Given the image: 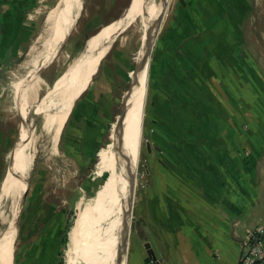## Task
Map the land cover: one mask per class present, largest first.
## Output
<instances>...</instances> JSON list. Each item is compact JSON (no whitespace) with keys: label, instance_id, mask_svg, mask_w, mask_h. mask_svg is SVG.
I'll list each match as a JSON object with an SVG mask.
<instances>
[{"label":"rangeland","instance_id":"rangeland-1","mask_svg":"<svg viewBox=\"0 0 264 264\" xmlns=\"http://www.w3.org/2000/svg\"><path fill=\"white\" fill-rule=\"evenodd\" d=\"M59 1H12L17 24L30 29L19 34L16 52L0 63V211L8 212L16 172L22 173L27 159L32 160L46 118L58 109L43 149L36 148L16 222L13 264H66L72 256L70 227L84 221L87 213L95 215L102 193L108 195L113 186L104 205L112 204L115 196L122 203L129 196L126 257L129 251L132 255V246L141 242L139 221L149 225V210L162 205L166 170L158 160L164 165L171 162L172 175L184 171L198 175L199 164L185 170L180 160L186 157L193 163V155L200 156L201 151L194 145L198 140L203 145L215 125H223L216 142L235 149L238 160H248L242 140L228 141L223 127L234 130L230 125L237 129L241 124L243 130L245 112L253 114L256 124L259 119L264 122V0H145L103 44V27L97 36L90 35L116 19L130 0H66L40 44L37 75L33 70L37 39ZM5 26L2 23L0 29ZM93 39V46L98 43L101 48L98 52L107 46L96 74L72 106L73 99L66 109L57 107L80 83L88 58L93 60L94 49L84 53L86 41ZM39 103L42 113L35 115L24 136L25 159L16 162L11 147L20 119L21 130L31 118L27 112ZM199 129L207 132H196ZM106 145L121 153V163L105 164L108 169L99 163L98 153L119 154L105 152ZM209 152L202 149L205 169L212 157ZM106 170L112 171L111 178ZM123 179L129 195L126 188L121 196ZM102 181L110 188H98ZM154 187L161 189L156 196ZM227 189L226 184L221 190L225 198ZM15 202L14 193L7 219ZM5 222L0 221V231ZM115 222L119 224L112 228L113 237L123 220Z\"/></svg>","mask_w":264,"mask_h":264},{"label":"crops","instance_id":"crops-1","mask_svg":"<svg viewBox=\"0 0 264 264\" xmlns=\"http://www.w3.org/2000/svg\"><path fill=\"white\" fill-rule=\"evenodd\" d=\"M7 13V5L4 0H0V22L9 24L11 18ZM6 31L0 30V52L4 55L2 61L10 52H16V46L9 45L6 48V41L10 36ZM252 116L253 114L245 112L247 119L242 122L245 126L243 130L241 124L237 129V126L230 125L234 130L223 127L228 141L233 138L242 140L241 147H244L248 160H238L235 149H229L228 146L216 142L219 129L223 125H215L211 127L210 132L205 129L196 131L213 134L206 138V142L203 141V145L200 140H196L198 145L194 147L201 150L200 156L194 154L193 163L192 159L186 157L180 160L181 168L186 167L185 170L190 164L195 168L199 164L198 175L189 171L172 175L169 173V170H172V167H169L172 166L171 162L168 160L166 165L161 163L166 170L163 175L162 205H155L149 210V225L139 221L140 233L137 239L141 242L132 246L134 254L131 255L129 251L126 257L128 222L132 206L128 201L129 196L124 197L123 203L118 200L119 196H115L112 204L104 205L112 193L113 186L108 191L109 194L106 193L108 195L102 193V202L100 206L95 207V215L89 216L87 213L83 215L84 221L80 219L70 227L69 243L72 256L66 260V264H77L76 259L80 264H235L239 258L242 240L264 218V122L259 119V124H256ZM253 123L255 125H252ZM242 133H246L245 136L241 137ZM113 147L106 145L103 148L107 153L108 150H115L119 155L112 153L109 156L108 153L103 156L101 151L98 153L97 158L102 166L121 163V153L118 147ZM204 148L209 149L212 156L206 161V169L201 157ZM215 152L217 156L214 159ZM198 157H201L199 162ZM210 165L212 167L209 171ZM226 166L229 168L223 172L221 169ZM106 168L108 169V166ZM105 172L110 178L113 176L112 171ZM226 184L228 196L225 198L221 190ZM103 186L110 188L105 181H102L98 188ZM119 186V193L123 196L129 185L125 184L123 179ZM154 190L155 196L161 192L159 187H154ZM127 192L129 195V188ZM115 209L116 215L113 214ZM117 218H122L123 224L117 229L118 236L113 237L112 228L119 224L115 222ZM149 252L154 260L150 258Z\"/></svg>","mask_w":264,"mask_h":264},{"label":"bare ground","instance_id":"bare-ground-1","mask_svg":"<svg viewBox=\"0 0 264 264\" xmlns=\"http://www.w3.org/2000/svg\"><path fill=\"white\" fill-rule=\"evenodd\" d=\"M144 1L145 0H130L129 5H128L127 9L124 11V13L122 14V16L118 20H116V21H114V22H112V23H110V24H108V25L103 27L104 37H103V40H102L101 44L106 43V42L108 43L109 41H111L113 33H114L113 30L116 29V31H118V30H120L122 28L123 25H126L127 20L129 18H131L133 13L135 12V9L138 6V3L139 2L143 3ZM65 2H66V0H60L58 2L56 7L48 15V17H47V19H46V21L44 23V26H43L41 32L39 33V36H38V39H37V43H36V49H35V53H34V59H33V64H34V69L33 70L36 71V74L38 72V70H37V62L38 61L37 60H38V56H39L40 44L42 42V39L44 38V36L46 34V31L49 28L54 16L62 8V6L65 4ZM101 31H102V29L98 33L100 34ZM94 39L91 42L90 41H86L87 44H85V46H84V53L86 54V56H87V53L89 55L90 53L93 52V49H94V46H93L94 42L93 41H94ZM106 47L105 48L103 47L102 50H100L99 52H96V54L93 55V60L91 62H89L91 58H88L89 61H86L85 65H84L83 76L81 77V79H79L80 80L79 82L82 83L80 89L74 94L75 90L80 86V83H79L78 85H76L73 88V92L63 102L59 103L57 105V107L58 106H59V108L65 107V109L68 108L71 99H74L75 96L87 84H89L90 74H91L92 71H94L95 66H96L99 58H101V56H104L105 52L107 51ZM48 92H49V89H48ZM73 94H74V96H73L74 98H72ZM40 108H41V104L40 103H39L38 106L33 107L31 109L32 113L30 111V114L32 115V116H30L31 118L29 117L30 119L28 120V123H26L27 121H25L23 126L21 127V130H20V140H21V142L18 145H16V147H15V154L14 155H15L16 162H19V161H22V160L25 159V156H26V153H27V151H26L27 147L23 146L24 136L26 135L28 129L30 128V126L32 124V121L34 120L35 115H38V114L42 113L40 111ZM70 108H71V106H70ZM70 108H69V110H70ZM57 110L58 109L52 110V112L48 115V117L46 118V120H45V122H44V124L42 126L40 134L38 136V139H37L35 145L33 146V150H35V151L33 153L34 155L32 156V160H30L29 158L27 159V161L24 163L25 167H24L22 173H21V170L16 172L15 179H14V187L12 188V191L10 193V198H9L10 204L7 205L8 206L7 207L8 208V212H4L3 211L4 208L0 211V221L1 222H5L6 219H7V215H9V213H10V209H11V206H12L14 193L16 195V201H17L16 207H18V202L20 200L21 193L23 192V190L26 187L27 174L29 172V169L31 167L33 159L35 158L36 153H37L36 148L39 147V148L43 149V147H44V145H45V143H46V141L48 139L49 132H50V129L52 127V123H53V121L55 119V114L57 113ZM40 136H41V139H40ZM138 141H139V138H138ZM137 149H138V143H137ZM136 153H138V151ZM25 169L26 170L28 169V172H24ZM13 191H14V193H13ZM15 204H16V202H15ZM14 208H15V205H14ZM5 225H6V227L2 230V232H0V264H3V262H4V258L3 257H5L6 248L7 247H8V258H9V264H10L11 254H12L13 244H14V239H15V235H14L15 231L13 230V227H12L13 226V218L12 219L11 218L7 219V221L5 222Z\"/></svg>","mask_w":264,"mask_h":264},{"label":"water","instance_id":"water-1","mask_svg":"<svg viewBox=\"0 0 264 264\" xmlns=\"http://www.w3.org/2000/svg\"><path fill=\"white\" fill-rule=\"evenodd\" d=\"M129 3H130V1H129ZM129 5V4H128ZM128 5H127V7H128ZM127 7L123 10V12L118 16V17H116V19H114V20H111L110 22H108V23H106V24H104L103 26H101L99 29H97L90 37H92V36H94V35H96L98 32H99V30L102 28V27H104V26H106V25H108V24H110V23H112V22H114V21H116V20H118L121 16H122V14L124 13V11L127 9ZM90 37H88V39L90 38ZM87 39V40H88ZM65 43V42H64ZM64 43H63V45H64ZM63 45L61 46V48L63 47ZM99 49H101L100 48V46L98 45V43H97V45L94 47V52H98V50ZM61 50V49H60ZM149 52V51H148ZM148 55V54H147ZM102 57L103 56H101V58H99V60H98V62H97V64H96V66H95V69H94V72L91 74V76H90V78H89V83H90V81H91V79H92V77L96 74V72H97V69H98V66H99V64H100V61H101V59H102ZM146 61H147V59H146ZM87 86H88V84L75 96V98L73 99V101H72V103H71V106L76 102V100L80 97V95L86 90V88H87ZM29 112H27V114H26V116H32L30 113L28 114ZM31 113H32V111H31ZM21 124H22V120L20 119V122H19V127H18V130H17V134H16V138H15V140H14V143L12 144V147H11V152H12V150L14 149V147H16V145H18L20 142H21V140H20V126H21ZM158 162H159V164H161V162L158 160ZM31 169H32V164H31V167H30V169H29V172H28V169L26 170L25 169V171L24 172H28V174H27V181H26V187H25V189L23 190V192L21 193V196H20V200H19V202H18V207H16V205H17V201H16V204H15V208H14V210H13V212H12V214H11V216H10V218L12 219L13 218V230L15 231V234L14 235H16V222H17V219H18V217H19V214H20V211L22 210V204H23V201H24V199H25V197H26V194H27V190H28V180H29V176H30V172H31ZM17 208V209H16ZM6 227V225H4V227H3V229ZM128 228H129V222H128ZM2 229V230H3ZM2 230L0 231V232H2ZM127 239H128V233H127ZM149 254H150V258L152 259V260H154V257L152 256V254H151V252H149ZM13 255H14V253H13V250H12V255H11V260H10V263L11 264H13ZM4 258V262H3V264H9V258H8V247L6 248V254H5V257H3Z\"/></svg>","mask_w":264,"mask_h":264},{"label":"built area","instance_id":"built-area-1","mask_svg":"<svg viewBox=\"0 0 264 264\" xmlns=\"http://www.w3.org/2000/svg\"><path fill=\"white\" fill-rule=\"evenodd\" d=\"M235 264H264V218L242 240Z\"/></svg>","mask_w":264,"mask_h":264},{"label":"trees","instance_id":"trees-1","mask_svg":"<svg viewBox=\"0 0 264 264\" xmlns=\"http://www.w3.org/2000/svg\"><path fill=\"white\" fill-rule=\"evenodd\" d=\"M13 0H4V2H5V4L7 5V7H8V13L7 14H9V16H10V18H11V21L9 22V24H8V22H7V20H6V22H7V26H5L3 29H0V30H7L6 31V33H8L10 36H9V38H8V40L6 41L7 43H6V48H8V46L9 45H12L13 47L14 46H19V44H20V42H19V34L20 33H22V32H26V31H28V29H30V28H26V29H24V28H22L21 26H20V24H17V22H16V19H15V17H14V14H15V12H14V10H13V8L11 7V4H13L14 2H12ZM0 23H5L4 21H1ZM93 34V33H92ZM91 34V35H92ZM90 35V36H91ZM2 47H0V50H2L1 49ZM3 57H4V55H3V53L2 52H0V62L3 60ZM50 94H51V91H50ZM50 94L47 96V102H48V100H49V97H50ZM83 154H85V153H83ZM84 156V155H83ZM68 227H69V225H66V228L68 229ZM61 243L64 245L65 243H66V239H65V237L63 236V238L61 239ZM17 253H15V255H16ZM54 264H62V261H55V263Z\"/></svg>","mask_w":264,"mask_h":264},{"label":"flooded vegetation","instance_id":"flooded-vegetation-1","mask_svg":"<svg viewBox=\"0 0 264 264\" xmlns=\"http://www.w3.org/2000/svg\"><path fill=\"white\" fill-rule=\"evenodd\" d=\"M76 90H77V89H76ZM75 92H76V91H75ZM75 92H74V93H75ZM73 95H74V94H73ZM73 95H72V97H73Z\"/></svg>","mask_w":264,"mask_h":264}]
</instances>
